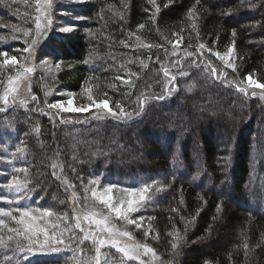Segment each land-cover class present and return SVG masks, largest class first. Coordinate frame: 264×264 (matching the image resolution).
Masks as SVG:
<instances>
[{"label":"trees","instance_id":"trees-1","mask_svg":"<svg viewBox=\"0 0 264 264\" xmlns=\"http://www.w3.org/2000/svg\"><path fill=\"white\" fill-rule=\"evenodd\" d=\"M168 3L52 5L54 22L76 27L71 33L53 27L35 52L30 91L38 105L19 98L0 112V154L5 150L0 155V207L17 215L14 210L20 207L51 210V217L38 212L37 226L50 236L62 232L65 245L60 252H41L38 245L21 252L8 241L14 235L8 229L19 226L0 214V236L9 245L0 246V264H94L96 246L76 227L70 194L80 193L81 185L93 179L123 188L150 185L136 218L150 223L155 236L150 244L166 262L264 264V99L249 98L215 76L192 47L175 46L180 38L218 48L235 41L238 75L252 74L264 83V3L174 0L165 7ZM37 9V1L0 0V51L9 57L22 53L23 66ZM29 29L32 35L25 37ZM45 57L59 67L42 66ZM16 68L0 66V89ZM217 89L222 96L227 93L224 102L214 103ZM61 92L84 102L107 100L114 112H120V105L128 116L53 115L46 106L59 101ZM197 101L209 104L203 105L202 122L193 127ZM17 167L28 172L17 173ZM13 175L28 182L19 194L3 187ZM142 231L137 237L143 240ZM177 232L180 247L174 251ZM100 262L141 264L108 245L100 249Z\"/></svg>","mask_w":264,"mask_h":264},{"label":"rangeland","instance_id":"rangeland-1","mask_svg":"<svg viewBox=\"0 0 264 264\" xmlns=\"http://www.w3.org/2000/svg\"><path fill=\"white\" fill-rule=\"evenodd\" d=\"M33 1L36 2L37 0H33ZM33 1L31 0V5H33ZM83 1H85V0H83ZM58 2H61V3L62 2L77 3L76 0H52V5L56 6V4ZM37 4H38V8L41 9V11H42L43 7H44L43 0H40V3H37ZM51 9H52V6L48 10L49 14L51 16V20H52V24H51V27L48 29V32H50L53 29V27L56 29H59V27L64 26V24L60 20L54 22V17H53ZM38 15H41V12L37 11V16ZM42 24H43V18H42ZM33 38H35V33H34ZM44 39L40 42V44L44 41ZM40 44L36 47L35 52H36L37 48L40 46ZM175 46L176 47H184V46L192 47L193 50L195 51L196 55L198 56V59H197L198 61H200V62L207 61V64L212 68V71H213V69H215V71H214L215 76H219V78H223L224 80H227L228 83L234 85L237 89L239 87L245 88L249 94L248 95H245L244 93L243 94L249 98L261 97L264 99V89L254 88V87L250 86L247 82V79H246V77L248 75H244V76L243 75L241 76V74L238 75L237 70L239 68V65H238V61H237L238 59L236 57L235 49L231 53L230 56L228 55L229 48L232 47V45H227L225 47H219V48L215 47L213 45H210V46L205 45V48L201 49L199 47L200 45H198V46L194 45L193 42H189V43L185 42L184 43V41H182V39L180 38L176 41ZM209 49L211 51H209ZM35 52L32 56H29V54L27 53L28 61H27L26 65H24V66L22 65V62H21V60H23V54L21 53L19 55V57H17L18 63L13 65V66L14 67L16 66L18 68H16L14 70L13 74L8 76L6 83H4L3 88L0 89V107H3V108L8 107L11 104V101L13 100V96H15V101L20 100L19 98H21V101H23V100L28 101V103H31L32 101H34L31 98V91H30L31 77L33 75L32 74L33 71L31 73H28L22 80L19 81V92L18 93H12L9 95V102L7 105H5L3 103L2 97L8 93V90L11 87L16 86L17 73L18 72L22 73L23 67H32V62H33L32 59L34 58ZM216 52H219L221 56L227 57V59L222 60V59L218 58L215 55ZM228 63H233L235 65V71H233L232 68L227 66ZM40 64L42 66H44L45 68H48V69H57V65L54 63H51V62H48L47 64H42L40 62ZM252 77H253V79L257 80V78L254 75H252ZM9 78H11L13 80V82H14L13 84H9ZM258 82L261 83L260 81H258ZM252 92H255L256 95L252 96L251 95ZM214 93H215L214 103L215 102H218V103L224 102L228 97L227 93H225L224 91H223L224 94L222 96L219 89L215 90ZM60 98L61 99L59 101H64V102L71 99L72 100L71 107H82V108L87 109V108H89V106H91V110L85 111V112H63L60 109H50V108H48L49 104H47L46 108L49 111H51V114H53V115H57L59 117L63 116L65 118H69V119L73 118V117L74 118H82V117H86V116H90V115H93V116L111 115L110 113L107 112L106 109L97 108L95 106L96 103H99V102L104 101V100H100V101H96V102H84V101L77 100V98H75L74 94H72L70 92H61ZM35 100H36L35 105H38L37 98ZM59 101H57V102H59ZM206 104H209V102H207V101L206 102H198L197 101L193 104L197 108L196 113H195L196 116L194 117V120H193V127H198V125L202 122L203 117H202L201 113L203 111H207L206 108H205L206 110L203 108V105L205 106ZM210 104H211V102H210ZM185 111H186V108L184 106L179 109V112H181V113H183ZM217 114L219 115V112ZM262 129L264 130V128H262ZM2 153L0 155H5V150L2 151ZM108 185H113V184H107L103 180H100V179H93V180H89V181H87L81 185L82 187H81L80 193H76L73 190H70V194H71L72 199H73L74 210L76 212V217L77 216L80 217V219L77 220V224H79L80 228L83 229L82 237L84 238L85 235H89L90 240H92L91 239L92 236L96 237L97 240L104 239V240L110 241L112 239H118L122 245H128V246L147 245L148 247L152 248L150 243L152 242L151 240H154L155 236L153 235L154 231L152 230L150 223L147 221V219H145V217L136 218V217H138L137 213H139V211L141 212V210L143 208L142 206L147 201V198H148V195L150 192V188H149V191L144 194L145 195V201L138 207V210L131 212V213H128L127 219H123V218H119L117 216V214L115 213V211L109 210V208L101 200H98L95 196L92 195L93 192H96V193L100 194L101 196H103L104 199H107L108 196L110 195L112 197V203L116 207H120L121 203H124V206L126 207V201L130 198L131 194L126 192L125 189H129V188H123V187L115 185L116 187L113 188L111 193H106L105 190L107 189ZM217 190L221 194H225L229 198L231 197V194L229 193V191L221 190V189H217ZM0 198L3 199V197H0ZM0 209H3V208L0 207ZM3 210H5V209H3ZM5 211H7V210H5ZM0 214H2V213H0ZM13 215H17V213H13ZM33 215L37 216L38 220H39L40 213L35 212V213H33ZM86 216L90 217V219H84V217H86ZM105 217H107L106 227L112 229L111 233L104 231L102 226L97 225L95 223L96 220H101V219H104ZM128 220H135L136 224H131L128 222ZM139 230L145 231L143 233V236H144L143 240L139 239L137 237ZM121 232H128L130 234V238L126 237V236L118 235V233H121ZM146 233H147V235H146ZM146 239H149L148 243L146 242ZM95 246L98 247L99 245L95 244ZM105 246H107V245H105ZM101 248H103V247H101ZM155 253H156V251H155ZM136 260H139L140 262L143 261L144 264H173V263H171V261L166 262L163 258L161 259V256L158 255L157 253L155 256H153L151 253H149L148 255H144L142 250H141V254H140L139 258Z\"/></svg>","mask_w":264,"mask_h":264},{"label":"snow or ice","instance_id":"snow-or-ice-1","mask_svg":"<svg viewBox=\"0 0 264 264\" xmlns=\"http://www.w3.org/2000/svg\"><path fill=\"white\" fill-rule=\"evenodd\" d=\"M76 2L82 3L83 0H76ZM261 2L264 3V0H261ZM37 3H40V0H37ZM149 3L155 5V0H149ZM172 3H174V0H169V3L166 4L165 7L169 6ZM197 3H199V0H197ZM43 5H44V7H43L42 11L39 8L37 9L38 12H41V15H38L35 18V38L31 39L30 41H28V40L25 41L27 44V47H25L23 49V51L28 53L29 56H32L34 54L36 47L47 36L48 29L51 27V24H52L51 16H50L49 11H48L52 6V0H43ZM252 6L255 7L256 5L253 4ZM156 11L157 12L160 11L159 7H156ZM189 15H191V12L189 13ZM42 18H43V24H42ZM152 18H154V17H152ZM76 19H84V17L78 16V17H76ZM75 27L76 26L73 24H66L64 26L59 27L58 31L60 33H71L72 31H74ZM138 27L142 29V28H144V24H140V25H138ZM31 35H32V31L30 29L24 31L25 37H28ZM232 35H233V37L236 35L235 30H233ZM139 39L140 38L137 37V40H139ZM169 43H172V42L169 41ZM234 46H235V41H233L232 47L229 48V53H228L229 56L234 51ZM147 47H152V45H147ZM199 47L201 49H204L205 45L200 44ZM209 51H211V50L209 49ZM215 55L222 60L227 59V57L221 56L219 52H216ZM0 57L3 58L2 62H0V66L15 65L18 63L17 57L15 55L9 57L8 51H0ZM41 63L47 64L48 63L47 57H45V59H43L41 61ZM84 63H88V61L85 60ZM227 66L232 68L233 71H235V65L233 63H228ZM57 67H59V64H57ZM32 71H33L32 67H23L22 73L21 72L17 73L16 86L11 87L8 90V93L2 97L3 103L5 105H7L9 102V95L10 94L19 92V81L22 80L28 73H31ZM214 71H215V69H213V72ZM165 75H168L167 69H165ZM118 79H122V77H118ZM246 79H247V82L250 86H252L254 88L264 89V83H259L257 80L253 79L252 74H248ZM171 80H175V76H172ZM13 83H14L13 80L11 78H9V84H13ZM90 91H91V89H89V92ZM238 91L244 93L245 95L249 94L247 92V90L243 87H239ZM251 95L255 96L256 93L252 92ZM31 98L33 100L36 99L35 96H32ZM155 98L156 99H163L164 97L159 96V97H155ZM89 99L91 100L92 97L89 96ZM13 102H15V96H13ZM21 103H23V101H21ZM71 105H72V100L69 99L66 102L59 101L56 103L49 104L48 108L60 109L63 112H85V111L91 110V106H89V108L86 109V108H82V107H71ZM95 106L97 108L106 109L107 112L113 116H117V117H119V116L127 117L128 116V114L123 111V108L120 105H117V107L120 108V112L119 113L114 112L113 109L110 107L107 100L96 103ZM3 111H5V108L0 107V112H3ZM15 151L21 152L22 149L16 148ZM14 171L17 173H25L26 174L28 172V169H27V167H17L14 169ZM27 186H28L27 181L21 182L20 179L15 175H13L11 177L9 182H7L6 184L3 185V187L8 188L9 190H14L17 194L24 191L27 188ZM114 187H116V186L115 185H108L105 192L111 193ZM149 188H150V185L145 184L143 187H140V188L125 189L126 192L131 194L130 198L126 201V207L124 206V203H121L120 207H116L112 203V197L110 195L108 196L107 199H104L103 196H101L100 194H98L96 192H93L92 195L95 196L98 200H101L109 208V210L115 211V213L117 214V216L119 218L127 219V214L134 212V211H137L138 207L145 201V195L144 194L149 191ZM21 198H23V197L18 196V199H21ZM220 207H221V205L218 204L217 205V211L220 210ZM14 211L18 212L19 215L18 216L13 215L12 210L5 211L3 209H0V213H2L4 216L10 217L19 226V227H12V228L8 229V231L10 233L14 234V235L8 236V241L9 242L14 241L17 250H19L21 252H32L34 247H36L37 245H38V250L41 252H60L62 250V248L60 246L65 245V241L62 238L63 233L60 232L56 235L50 236L45 228H40L37 226L36 222L38 220V217L33 215V212L35 211V212H40L42 217H51L54 215V213L51 210H49L47 208L33 210L30 207H20V208H16ZM76 219L79 220L80 217L77 216ZM84 219H90V217L86 216V217H84ZM213 219L215 220L216 217H213ZM128 222L131 224H136L135 220H128ZM95 223L97 225L102 226L104 231L109 232V233L112 232L111 228L106 227L107 217H105L104 219H101V220H96ZM76 227H80V225L77 224ZM81 231H83V229H81ZM40 234H43V240L42 241L40 240ZM118 235L126 236V237L130 238V234L128 232H121V233H118ZM146 235H147V233H146ZM17 237L20 239H15ZM69 239H71V237ZM88 239H90V236L85 235L84 240H88ZM91 239L93 240L94 244L99 245L95 249L96 255L94 257V264H101V262H100V248L104 247L105 245H108L111 248H114L118 253L123 254V257H126L129 260L138 259L140 254H141V250L143 251L144 255H148L149 253H151L153 256L156 255L155 251L152 248L148 247L147 245H132V246L122 245L118 239H112L110 241L104 240V239L97 240L96 237H94V236H92ZM180 240H181V237L179 235V232H177L176 237H175L176 242H173L171 244V248L174 251L180 247ZM23 241L27 242V246L23 243ZM0 246H3V247L9 246L8 244H6L4 242V239L2 236H0ZM244 248L247 250L248 245L245 244ZM7 259L11 260V257H8ZM106 259H107V257H106ZM141 264H144V262L141 261Z\"/></svg>","mask_w":264,"mask_h":264},{"label":"water","instance_id":"water-1","mask_svg":"<svg viewBox=\"0 0 264 264\" xmlns=\"http://www.w3.org/2000/svg\"><path fill=\"white\" fill-rule=\"evenodd\" d=\"M6 110V109H5Z\"/></svg>","mask_w":264,"mask_h":264}]
</instances>
